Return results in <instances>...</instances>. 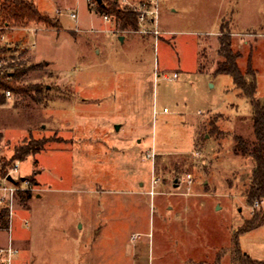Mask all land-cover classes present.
Wrapping results in <instances>:
<instances>
[{
  "label": "rangeland",
  "instance_id": "obj_1",
  "mask_svg": "<svg viewBox=\"0 0 264 264\" xmlns=\"http://www.w3.org/2000/svg\"><path fill=\"white\" fill-rule=\"evenodd\" d=\"M32 1L57 27L0 32L6 68L23 70L7 80L26 89L0 93V166L16 145L34 147L12 173L32 184L10 219L16 264H158L183 225L170 206L187 213L191 257L239 264L240 248L264 260V198L246 200L254 161L234 151L236 135L254 137L251 108L214 71L227 31L263 101L264 0H157L146 32L118 29L87 0ZM255 214L256 227L235 234Z\"/></svg>",
  "mask_w": 264,
  "mask_h": 264
},
{
  "label": "trees",
  "instance_id": "obj_2",
  "mask_svg": "<svg viewBox=\"0 0 264 264\" xmlns=\"http://www.w3.org/2000/svg\"><path fill=\"white\" fill-rule=\"evenodd\" d=\"M95 8L104 15H112L120 30H136L139 26L138 13L131 7L121 5L117 0L96 1ZM29 21L43 22L47 26L57 27L51 17L40 13L32 0H0V32L4 27L22 25ZM220 33L218 53L221 59L218 60L214 71L215 73H225L231 76L233 84L239 90V93L248 99L252 113L254 137L245 139L240 135H236L234 148L237 153L250 155L254 161L250 183L246 190V200L249 204H252L255 200L264 198V99L261 101L255 97L257 91L256 71L252 67L250 57L247 59L246 69L242 71L237 64L240 53L233 49L230 33L223 30ZM5 51H7V46H0V53ZM22 71V68L19 67L9 70L4 66L0 70V89L8 88L16 92L26 90L24 87H15L11 81L7 80L17 79L23 73ZM246 74L251 76L250 81L246 80ZM32 150H34V147L31 145H16L11 160H21ZM5 167L0 166V170L3 171L0 174L7 173L8 170ZM30 197L31 192L29 190H20L17 193V198L23 202ZM255 217L256 214L252 219L246 220L235 234L255 228ZM8 224V210L5 207H0V228L6 229ZM235 254L239 264H264V260L253 258L241 251L240 248H236Z\"/></svg>",
  "mask_w": 264,
  "mask_h": 264
},
{
  "label": "built area",
  "instance_id": "obj_3",
  "mask_svg": "<svg viewBox=\"0 0 264 264\" xmlns=\"http://www.w3.org/2000/svg\"><path fill=\"white\" fill-rule=\"evenodd\" d=\"M90 6L95 7L96 1L87 0ZM121 5L128 6L133 8L138 13L139 20V32H146L145 24L147 20L152 23H155V27L157 26L158 19V1L157 0H140L138 4H133L130 0H117ZM71 16L74 17L75 14L71 13ZM106 20L109 19L108 15H104ZM154 33L157 34L158 30L155 29ZM6 64V60L0 58V70L4 68ZM176 76V73L173 74ZM0 93L4 94L5 97L9 98L11 96V91L9 89L0 90ZM152 152H148L147 156H152ZM20 160L16 159L13 162V165L8 169L6 174H0V207H5L8 210V227L6 240L0 243V264H16L17 256L20 252L19 248L13 243L12 233L10 229V219L13 213V207L16 202L17 193L20 190H32V184L29 180H22L25 183V186H19L16 183V180L19 177L14 178L12 176L13 172H17L19 170ZM8 175H10L13 180L8 179ZM187 177L190 178V175ZM262 200V199H261ZM261 200H255L254 205L258 206ZM25 224H28V220H24Z\"/></svg>",
  "mask_w": 264,
  "mask_h": 264
},
{
  "label": "crops",
  "instance_id": "obj_4",
  "mask_svg": "<svg viewBox=\"0 0 264 264\" xmlns=\"http://www.w3.org/2000/svg\"><path fill=\"white\" fill-rule=\"evenodd\" d=\"M38 10H39V8H38ZM39 11L42 13L41 10H39ZM122 36H123V40H124L125 36L124 35H122ZM29 44H31L32 47H34V42H31V43L29 42ZM176 186H178V183L175 185V187ZM181 203L188 206L187 202L184 203L181 200ZM172 204H176V202L173 201ZM187 206L185 207L186 212H188ZM168 209L171 211V213H173V215H171V218L175 221L178 220V222L183 220L181 222L183 225H182V228H180V229L171 230L170 237L168 238L169 239L168 243L170 246L168 248V250L170 251L169 252L170 256L168 257V260H164V261L160 260V262L158 264H204V261H203L204 259H200V257L199 258H196V257L193 258L190 256L191 248H190L189 243H188L190 231L188 229L187 224L184 222L185 218H187L186 217L187 213H182V212L180 213L177 211V208H174L173 206H170ZM93 221L94 222L98 221V216H95L93 218ZM101 233H102V228H98V226H95V224H94L93 228L91 229V234H92V237L94 235H96V238L91 239L92 245H93L94 241H96V239L101 235ZM226 235H227V233H226ZM92 237H90V238H92ZM149 246H151V240L149 241ZM198 251L199 250H197V252ZM134 264H137V262ZM210 264H236V263H234V262L232 263L231 261L229 263H227V262H224L222 260H215L214 262H212Z\"/></svg>",
  "mask_w": 264,
  "mask_h": 264
},
{
  "label": "water",
  "instance_id": "obj_5",
  "mask_svg": "<svg viewBox=\"0 0 264 264\" xmlns=\"http://www.w3.org/2000/svg\"><path fill=\"white\" fill-rule=\"evenodd\" d=\"M97 2H100V0H96ZM120 37V39L121 40H123V36L121 35V36H119ZM8 179L9 180H13V178L10 176V175H8ZM177 183H175V185H176Z\"/></svg>",
  "mask_w": 264,
  "mask_h": 264
}]
</instances>
